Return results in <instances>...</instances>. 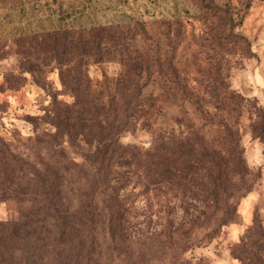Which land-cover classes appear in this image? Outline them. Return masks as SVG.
Masks as SVG:
<instances>
[{
	"label": "rangeland",
	"instance_id": "obj_1",
	"mask_svg": "<svg viewBox=\"0 0 264 264\" xmlns=\"http://www.w3.org/2000/svg\"><path fill=\"white\" fill-rule=\"evenodd\" d=\"M88 1L91 18L69 29H92L111 51L88 58L89 90L104 104L118 94L122 57L139 65L131 88L147 96L148 113L119 138L140 147L121 188L123 224L83 218L76 248L24 227L28 200L2 201L0 264H264V0ZM38 16L0 13V136L29 163L37 155L38 172L50 167L65 189L90 161L89 134L73 132L67 111L54 114L52 97L66 108L65 89H76L60 81L74 49L31 39L50 32L26 28ZM64 76L66 84L72 73ZM26 114L42 116L37 144L23 140L33 135ZM26 172V187L50 190ZM62 202L73 213L75 189Z\"/></svg>",
	"mask_w": 264,
	"mask_h": 264
},
{
	"label": "trees",
	"instance_id": "obj_2",
	"mask_svg": "<svg viewBox=\"0 0 264 264\" xmlns=\"http://www.w3.org/2000/svg\"><path fill=\"white\" fill-rule=\"evenodd\" d=\"M102 29L99 27L95 30ZM29 37L31 39L39 37V41L54 37L60 41L58 43L64 45V42H67L74 49L73 67L64 69L65 73H72V77L65 84L63 72L60 81L63 87L76 86V89L69 92L65 89L63 95L68 94L71 97L69 104L64 102L66 108L58 102V94L52 97V109L57 116H60L62 111L69 113L75 134L84 135L82 132L87 131L89 139L86 143L90 147L88 149L90 161L87 165L82 163L78 167L75 180L70 179L64 189L63 177L52 171L50 167L42 174L38 172L37 167L42 166L36 159L37 155L35 158L33 156V163H29L26 154L0 136V202L11 199L28 200L33 216L24 221V227L33 225L36 231L37 228L41 231L37 233L54 235L55 239L61 240L68 238L71 244L78 248L80 231L85 225L82 222L83 218L103 217L108 219L109 224L117 223L119 226L123 224L126 205L121 188L127 181L126 175L131 171L140 147L135 144H123L119 138L121 133L135 127L141 117L148 113L142 106L147 96L141 93L139 88H131V86L137 87L139 65L122 57L119 58V62L123 68L116 82L122 87L119 93L109 95L107 103L104 104L101 93H93L89 90L90 80L85 74L88 58L97 63L106 60L103 58L111 54L108 49L110 45L109 47L105 45L106 37L94 34L92 29L88 31L56 29L43 35ZM58 64L57 68L67 66ZM115 101L119 103L118 106L113 105ZM41 117L26 114L27 121L33 127V135L23 138L26 144H31V140H34L35 144L41 141V135L34 133L37 129L36 121ZM180 143L181 141L178 142ZM235 147L237 148V145L233 146L234 150ZM30 166L35 169H28L27 167ZM26 170L33 172L37 180L42 177L44 181H47L50 190L39 191L35 187H26ZM74 189L77 208L71 213L70 205L65 206L62 201L67 192L72 193ZM53 217L55 221L48 225ZM35 229H28L25 233H34Z\"/></svg>",
	"mask_w": 264,
	"mask_h": 264
},
{
	"label": "crops",
	"instance_id": "obj_3",
	"mask_svg": "<svg viewBox=\"0 0 264 264\" xmlns=\"http://www.w3.org/2000/svg\"><path fill=\"white\" fill-rule=\"evenodd\" d=\"M82 0H0V13L19 15L26 12H36L39 16L34 24H28L26 28L37 30V28L47 31L84 27L80 25L83 20L91 18L94 13L90 1ZM122 10V7L119 8ZM45 14L47 15L45 17ZM12 25V23H10ZM22 25V24H21ZM50 26V27H49ZM22 27L21 29H23Z\"/></svg>",
	"mask_w": 264,
	"mask_h": 264
}]
</instances>
